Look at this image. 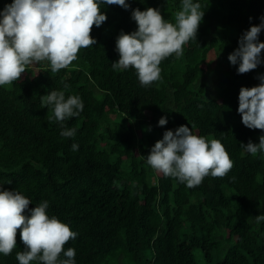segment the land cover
<instances>
[{"label": "trees", "instance_id": "16d2710c", "mask_svg": "<svg viewBox=\"0 0 264 264\" xmlns=\"http://www.w3.org/2000/svg\"><path fill=\"white\" fill-rule=\"evenodd\" d=\"M127 2L128 10L100 5L107 19L90 31L96 44L79 49L67 68L53 73L47 61L36 62L0 87L2 188L24 194L29 209L48 201L47 214L78 233L63 246L75 249L76 264H264V222L254 219L264 214V154L240 146L259 143L262 132L244 126L237 112L240 88L258 85L264 65L237 74L227 59L242 33L259 24L264 0H199L196 40L183 45L182 56L164 58L161 79L150 86L140 85L131 66L112 68L115 38L136 30L134 8H159L174 23L180 0ZM8 3L0 0V10ZM52 90L83 101L79 116L64 121L76 129L72 138L60 136L41 103ZM161 116L167 123L156 127ZM180 125L222 142L233 162L224 177L189 188L146 163V142ZM143 127L153 132L147 140ZM24 248L17 229L16 247L0 264H18Z\"/></svg>", "mask_w": 264, "mask_h": 264}, {"label": "clouds", "instance_id": "9594fccd", "mask_svg": "<svg viewBox=\"0 0 264 264\" xmlns=\"http://www.w3.org/2000/svg\"><path fill=\"white\" fill-rule=\"evenodd\" d=\"M100 5L130 8L127 0H11L5 4L0 10V87L17 81L26 66L36 62L47 61L53 73L67 68L77 58L79 49L96 44L90 31L93 25L100 27L107 19ZM203 16L199 0H180L174 23L168 22L159 8L132 9L130 18L136 23V30L129 33L121 30L116 36L115 51L119 59L112 63V68L121 70L131 66L141 86L159 81L161 61L172 54L183 55V45L196 40ZM258 19L259 24L250 25L242 33L238 47L227 57L230 64L236 66L237 74L264 65L261 55L264 42L259 40L264 30V15ZM257 79L258 85L240 88L237 108L244 126L262 132L259 143L251 140L247 144L240 143L241 148L253 156L264 154V74H259ZM67 87L65 84L64 88ZM41 103L52 112L50 118L60 126V136L74 137L76 129L65 127L64 121L79 116L84 107L82 99L78 95L66 97L63 90H52L41 96ZM166 123L164 116L157 122L158 126ZM71 150H78V145L73 143ZM146 163L189 188L198 186L209 175L222 178L233 167L220 140H206L186 125L165 130L162 139L151 147ZM30 203L21 192L3 189L0 184V255L7 256L16 247L19 229L25 248L16 253L18 264L33 261L76 264L75 249L64 250L63 246L78 233L55 215L47 214V200L31 209ZM254 219L257 224L264 222V214Z\"/></svg>", "mask_w": 264, "mask_h": 264}, {"label": "rangeland", "instance_id": "374dc122", "mask_svg": "<svg viewBox=\"0 0 264 264\" xmlns=\"http://www.w3.org/2000/svg\"><path fill=\"white\" fill-rule=\"evenodd\" d=\"M156 127H158V124L156 125ZM146 128L145 127H143V130H142V134H144V137H145V139L147 140V135H150L151 136V134L153 133V132H151L150 130H145ZM157 135V132H156V130H155V140H156V137L158 136H156ZM154 141H151V142H149V141H147L146 142V147L148 148V149H151V147L154 145Z\"/></svg>", "mask_w": 264, "mask_h": 264}]
</instances>
